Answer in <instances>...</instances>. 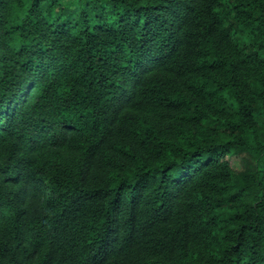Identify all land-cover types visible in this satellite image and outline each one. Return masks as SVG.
I'll list each match as a JSON object with an SVG mask.
<instances>
[{
  "label": "trees",
  "instance_id": "1",
  "mask_svg": "<svg viewBox=\"0 0 264 264\" xmlns=\"http://www.w3.org/2000/svg\"><path fill=\"white\" fill-rule=\"evenodd\" d=\"M0 264H264V0H0Z\"/></svg>",
  "mask_w": 264,
  "mask_h": 264
}]
</instances>
